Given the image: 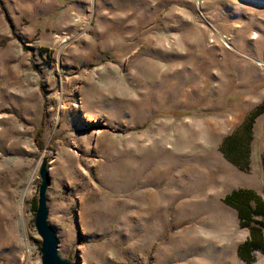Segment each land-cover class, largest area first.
<instances>
[{
    "label": "rangeland",
    "instance_id": "374dc122",
    "mask_svg": "<svg viewBox=\"0 0 264 264\" xmlns=\"http://www.w3.org/2000/svg\"><path fill=\"white\" fill-rule=\"evenodd\" d=\"M43 168L72 264H264V0H0V264Z\"/></svg>",
    "mask_w": 264,
    "mask_h": 264
},
{
    "label": "water",
    "instance_id": "95a60500",
    "mask_svg": "<svg viewBox=\"0 0 264 264\" xmlns=\"http://www.w3.org/2000/svg\"><path fill=\"white\" fill-rule=\"evenodd\" d=\"M43 182L40 186L38 206L36 210V226L42 238V264H72L61 257L59 253V238L55 229L48 222V208L46 190L49 184L48 173L45 168L41 171Z\"/></svg>",
    "mask_w": 264,
    "mask_h": 264
},
{
    "label": "trees",
    "instance_id": "16d2710c",
    "mask_svg": "<svg viewBox=\"0 0 264 264\" xmlns=\"http://www.w3.org/2000/svg\"><path fill=\"white\" fill-rule=\"evenodd\" d=\"M251 199L255 201V206L251 204ZM228 201L230 204L239 208L242 215L246 216L248 219H252L254 213L264 214V201L254 192L248 191L246 195H241V193L236 192L229 197ZM256 246V241H253L250 244L248 243L247 253L252 247ZM240 255L242 258L248 260V255L245 254V252L240 251Z\"/></svg>",
    "mask_w": 264,
    "mask_h": 264
}]
</instances>
